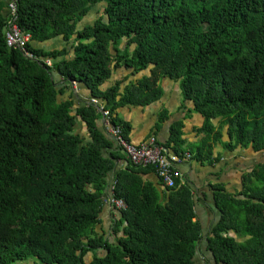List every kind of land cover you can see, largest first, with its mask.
I'll return each instance as SVG.
<instances>
[{"label":"trees","instance_id":"trees-1","mask_svg":"<svg viewBox=\"0 0 264 264\" xmlns=\"http://www.w3.org/2000/svg\"><path fill=\"white\" fill-rule=\"evenodd\" d=\"M105 18L77 29L97 4ZM0 0V264H199L201 239L190 188L160 191L142 180L128 160L116 172L115 195L126 201L114 242L93 236L114 170L104 150L111 142L97 128L101 113L88 105L73 115V102L59 101L52 68L67 82L84 84L109 110L113 125L127 134L118 116L125 105L158 101V81H180L184 98L205 118L202 132L221 118L229 126L228 147L264 150V0H19L17 24L31 36L27 50L53 67L31 60L6 44L8 17ZM75 38L67 49L33 47L57 36ZM126 40L125 49H121ZM133 47V49H132ZM60 57H64L59 60ZM119 67L151 75L128 85L101 87ZM77 116L90 141L74 133ZM168 118L162 113L160 120ZM182 123L171 127L165 145L182 153ZM221 132L213 138L221 141ZM153 169L151 167H147ZM154 170V169H153ZM222 214L209 238L218 264H264V162L245 177L233 195L216 187ZM103 250L98 254L99 250ZM93 253L87 263L85 257Z\"/></svg>","mask_w":264,"mask_h":264},{"label":"crops","instance_id":"crops-1","mask_svg":"<svg viewBox=\"0 0 264 264\" xmlns=\"http://www.w3.org/2000/svg\"><path fill=\"white\" fill-rule=\"evenodd\" d=\"M2 7L4 17L9 16L7 3ZM105 4H97L92 7L86 15L94 14L98 19L105 18ZM85 16V17H86ZM96 20V21H97ZM95 21V22H96ZM91 23L90 26L94 25ZM88 27V26H86ZM85 26H77L78 30L84 29ZM75 38L71 41H66L63 36H57L53 39L44 42H33L34 48L50 51H61L67 49V59L74 57ZM126 40L121 44V49L124 50ZM133 49V47H132ZM64 57H60L62 60ZM53 63L51 67H53ZM56 89L61 90L59 101L64 102L71 100L73 102V115H76L78 110L90 105L92 99L91 91L81 83L67 82L64 80L55 68L51 71ZM151 75L150 69L134 75L132 70L125 67H119L112 71L110 79L101 87L102 90H108L115 84L119 83L121 93L124 89L136 83L143 77ZM158 86L162 91L160 99L147 106L125 105L117 110V116L130 126V131L127 138L134 145H140L149 141L152 137L160 144L166 145L171 137V127L176 123H182L184 144L180 147L182 150L181 158L177 153L170 148H167L170 157H178L180 160L176 163V170L180 177L178 181L190 188L194 198L195 221L201 227V242L198 243V253L196 260L199 264H218L214 258V254L209 250V238L212 236L214 227L222 218L221 212L217 208L215 193L216 187H222L229 194L240 195L245 188V177L251 173L254 166L264 162V150L255 152L251 147L243 148L238 146L230 149L229 126L223 125V120L217 118L212 120L215 128V133L220 131L221 141H216L213 138L209 141V147L203 149L206 142V135L202 132L205 124V118L195 111L193 101L186 100L183 95L180 81L169 77H162L158 81ZM167 113L168 118L164 121L160 120L162 113ZM98 130L103 133L111 142V147L104 150V155L112 159L114 170L108 176V186L105 197L108 193L110 184L114 181L116 172L126 169L129 165V159L120 151L116 141L107 133L103 115L97 121ZM74 133L79 135L85 142H89L90 134L86 126V122L77 116ZM190 154L189 159L185 155ZM140 177L146 183H152L160 191H165V187L161 184L157 174L153 169L142 168L139 170ZM119 211L111 210L106 205H103L99 215V223L93 231V236L102 238L104 241L114 242L116 236L113 229L116 224V219L121 215ZM103 250H99L98 254ZM93 253L86 255L87 263L91 261ZM19 264H39L38 262H20Z\"/></svg>","mask_w":264,"mask_h":264},{"label":"built area","instance_id":"built-area-1","mask_svg":"<svg viewBox=\"0 0 264 264\" xmlns=\"http://www.w3.org/2000/svg\"><path fill=\"white\" fill-rule=\"evenodd\" d=\"M9 11V19L5 30L6 44L10 49L20 50L25 57L31 60L44 62L47 66L52 65V60L41 59L27 50V45L30 43L31 36L23 33L17 24L19 0H5ZM103 115L105 128L107 133L116 141L120 151L136 166L147 168L151 167L157 174L161 184L165 188L176 187V181L180 175L176 170V163L181 158L183 153L177 154L178 157H170L168 155L167 147L151 138L149 141L140 145H134L127 138L124 128L121 125H113L110 118L109 110L104 109L102 103L97 99H92L90 102ZM187 159L191 157L190 154L185 155ZM115 178L108 189L106 197L103 198V205H106L111 210L119 212L125 211L128 206L124 199L118 198L115 195Z\"/></svg>","mask_w":264,"mask_h":264},{"label":"rangeland","instance_id":"rangeland-1","mask_svg":"<svg viewBox=\"0 0 264 264\" xmlns=\"http://www.w3.org/2000/svg\"><path fill=\"white\" fill-rule=\"evenodd\" d=\"M98 17H96L94 14H90L86 17H84L81 21L78 22L77 26H90L91 23H94L96 20H97ZM93 258V257H92ZM92 260V259H91ZM31 261H35V262H38L37 260H34V259H30L28 261H24V262H31ZM20 262L18 263H15V264H19ZM39 263V262H38Z\"/></svg>","mask_w":264,"mask_h":264}]
</instances>
